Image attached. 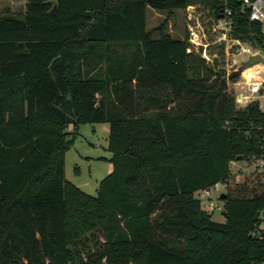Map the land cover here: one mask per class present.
Returning <instances> with one entry per match:
<instances>
[{
  "label": "trees",
  "instance_id": "obj_1",
  "mask_svg": "<svg viewBox=\"0 0 264 264\" xmlns=\"http://www.w3.org/2000/svg\"><path fill=\"white\" fill-rule=\"evenodd\" d=\"M223 1L25 0L0 15V264L264 260L263 190L228 183L224 222L195 197L259 152L264 112L237 108L217 58L167 31L175 10L199 4L217 20ZM228 1L230 34L264 51L260 26ZM148 8L167 13L149 29ZM105 122L112 170L90 195L66 179L65 153L79 125Z\"/></svg>",
  "mask_w": 264,
  "mask_h": 264
},
{
  "label": "rangeland",
  "instance_id": "obj_2",
  "mask_svg": "<svg viewBox=\"0 0 264 264\" xmlns=\"http://www.w3.org/2000/svg\"><path fill=\"white\" fill-rule=\"evenodd\" d=\"M24 4L25 0H0V15L4 13L21 14L24 10ZM191 5H194L193 11L197 18L188 19V12L190 10H188V7L175 10L174 14L167 20V31L175 37L183 38L186 32L189 35V24L191 26H197L198 29L201 24L202 28H205L206 40H212L216 34L212 30L213 24L216 22L215 19L209 14L207 7L199 4ZM166 15L167 13L165 11L148 8L147 28H153L160 24ZM219 51V47L216 44L210 43L207 47V55L210 60L203 57L201 52L200 56L205 59L207 64H212L213 58H217L218 65L216 69L229 68L230 65H234L233 59L239 62L238 67L249 56L248 53L236 55L235 49L232 48L229 52H233V55H229V59H225L224 55L222 57L219 54ZM194 52L199 53L197 51ZM231 86L230 83H227V87L231 88ZM258 103L260 109L264 111V96L258 97ZM71 128L70 126L69 129L71 130ZM107 141L108 123L81 124L79 125L72 146L65 153L66 179L90 195L96 194L99 181L112 170V163L109 160L101 158L111 156V152L107 149ZM238 164L241 166L246 165L244 160H239ZM225 191V183L219 182L215 186H212L207 193L202 191L195 193V197L200 198L201 205L204 209H208L210 203L214 204V209L210 214L211 219L216 222H224L225 220V214L223 212L224 200L220 198V194L225 193Z\"/></svg>",
  "mask_w": 264,
  "mask_h": 264
},
{
  "label": "built area",
  "instance_id": "obj_3",
  "mask_svg": "<svg viewBox=\"0 0 264 264\" xmlns=\"http://www.w3.org/2000/svg\"><path fill=\"white\" fill-rule=\"evenodd\" d=\"M236 1L240 4L241 11L247 15V19L249 20V22L256 23L260 26V32L264 36V0ZM223 4L224 8L221 11L222 17H219L217 20H215L216 22L212 27L213 32H216L212 40H206L205 28L203 29L201 24L199 26V29L197 26H191L189 24V46L186 48V51H197L199 53L201 52L203 54V57L210 60L207 55V47L210 45V43L217 45L223 42L225 59H229V57L233 55V52H229V50L232 48L235 49L236 55L241 53H248L249 56L260 55L264 59V51L257 43L255 44L250 40L243 41L240 38H235L230 34V31L233 28L234 24L233 14L231 8L228 5L229 1L224 0ZM193 6L194 5L187 6L188 10L190 9L188 12L189 20H191L192 18H197L193 11ZM232 61L234 62V65H230L229 68H225V80L227 81V83H230L232 85L230 89L233 92L235 106L237 108H243L251 102H258V97L264 96V61H259L253 64L257 67L250 75L244 74V70L246 69L245 68L244 70L240 71L233 80H231L230 72L239 64V62H236V59H233ZM237 69L238 68H236V70ZM261 131L262 134L259 152L257 154L249 156L246 159L243 157L242 160L245 161V166L239 165V160L237 159L231 160L229 162L228 178L223 182L225 183V186L228 183L241 184L248 178L249 180H252L258 188L264 191V126L261 127ZM210 188L201 191L207 193ZM205 209L211 212L214 209V204L210 203L208 209ZM253 234L259 240L264 241V208L258 211L257 225ZM260 264H264V260Z\"/></svg>",
  "mask_w": 264,
  "mask_h": 264
},
{
  "label": "water",
  "instance_id": "obj_4",
  "mask_svg": "<svg viewBox=\"0 0 264 264\" xmlns=\"http://www.w3.org/2000/svg\"><path fill=\"white\" fill-rule=\"evenodd\" d=\"M219 17H222V13L220 14ZM263 62L264 59L262 58V56L260 55H253V56H249L242 64L239 65L238 69L234 72V75H237L240 71H242L243 69L250 67L251 65L257 63V62ZM237 160H242L243 156L242 155H238ZM225 197V193H221L220 194V198L224 199Z\"/></svg>",
  "mask_w": 264,
  "mask_h": 264
},
{
  "label": "bare ground",
  "instance_id": "obj_5",
  "mask_svg": "<svg viewBox=\"0 0 264 264\" xmlns=\"http://www.w3.org/2000/svg\"><path fill=\"white\" fill-rule=\"evenodd\" d=\"M256 67H257L256 65H253V66L247 67V68L244 70V74L250 75V74L255 70Z\"/></svg>",
  "mask_w": 264,
  "mask_h": 264
},
{
  "label": "crops",
  "instance_id": "obj_6",
  "mask_svg": "<svg viewBox=\"0 0 264 264\" xmlns=\"http://www.w3.org/2000/svg\"><path fill=\"white\" fill-rule=\"evenodd\" d=\"M111 156H109V157H101L102 159H105V160H109V158H110Z\"/></svg>",
  "mask_w": 264,
  "mask_h": 264
}]
</instances>
